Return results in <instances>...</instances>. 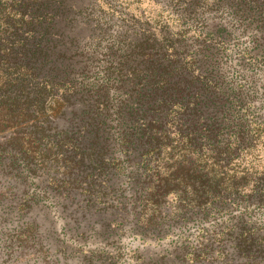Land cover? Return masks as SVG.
<instances>
[{
    "label": "trees",
    "instance_id": "obj_1",
    "mask_svg": "<svg viewBox=\"0 0 264 264\" xmlns=\"http://www.w3.org/2000/svg\"><path fill=\"white\" fill-rule=\"evenodd\" d=\"M0 264H264V0H0Z\"/></svg>",
    "mask_w": 264,
    "mask_h": 264
},
{
    "label": "rangeland",
    "instance_id": "obj_2",
    "mask_svg": "<svg viewBox=\"0 0 264 264\" xmlns=\"http://www.w3.org/2000/svg\"><path fill=\"white\" fill-rule=\"evenodd\" d=\"M125 243L124 248H126L127 251L131 250L132 248H134V246L139 243V240L137 237L131 238V237H127L125 238V240L123 241ZM163 244V243H162ZM152 246V245H151ZM150 246V247H151Z\"/></svg>",
    "mask_w": 264,
    "mask_h": 264
}]
</instances>
